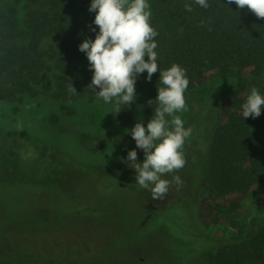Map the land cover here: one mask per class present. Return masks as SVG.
Listing matches in <instances>:
<instances>
[{"label":"rangeland","instance_id":"1","mask_svg":"<svg viewBox=\"0 0 264 264\" xmlns=\"http://www.w3.org/2000/svg\"><path fill=\"white\" fill-rule=\"evenodd\" d=\"M263 83L264 75L247 76L244 93ZM235 85V77L218 76L186 88L187 110L178 113L191 128L182 149L185 164L164 174L169 190L157 200L135 184V170L120 159L136 145L129 128L111 125L112 103L93 94L60 102L46 91L13 103L0 100V264H208L217 246L263 224L264 183L233 198L238 208L230 211L205 185L213 129ZM136 151L142 161L143 150ZM173 175L181 177L179 187ZM54 186L77 202L54 200ZM87 193L95 205L109 193V210L96 222L75 214ZM126 221L128 237L147 229L146 246L118 245L112 235L121 234Z\"/></svg>","mask_w":264,"mask_h":264},{"label":"trees","instance_id":"2","mask_svg":"<svg viewBox=\"0 0 264 264\" xmlns=\"http://www.w3.org/2000/svg\"><path fill=\"white\" fill-rule=\"evenodd\" d=\"M89 3L90 0H0V100L13 103L45 91L60 102L94 95L88 88L92 72L85 54L78 50L85 37L94 38L90 28L97 27L91 24L95 13L88 11ZM149 3V22L158 33L154 39L159 68L172 63L182 66L189 80L187 88L199 87L218 76L236 78L226 113L217 119L213 129L205 185L215 198L227 201L226 211L237 209L233 198L247 193L258 181L264 183V107L259 116L244 119L240 108L246 97L247 76L264 75V17H257L246 6L237 9L229 0H209L206 9L193 4L191 12L185 10L184 4L192 0ZM159 68L151 80L144 78L146 73L139 75L135 100L128 106L120 105V111L110 117L114 128L131 129L136 122L146 123L151 118L157 107V87L161 86ZM258 90L264 94V83ZM113 179L101 178L105 182ZM93 184L94 180L88 182V192ZM52 189L54 200L77 202L64 199L66 194L59 187ZM88 196L87 193L81 208L74 206L75 214L96 222L109 210V193L103 194L96 205L88 202ZM87 213L97 217H88ZM127 222L121 234L112 235L118 245L146 246L147 229L128 237ZM53 236L55 239L59 235ZM208 264H264V223L217 246Z\"/></svg>","mask_w":264,"mask_h":264},{"label":"clouds","instance_id":"3","mask_svg":"<svg viewBox=\"0 0 264 264\" xmlns=\"http://www.w3.org/2000/svg\"><path fill=\"white\" fill-rule=\"evenodd\" d=\"M229 3H234L237 9L246 6L257 17H264V0H229ZM193 4L206 9L209 0H192L184 4L185 10L191 12ZM88 11L95 13L91 24L97 27L90 28L94 38L85 37L78 44L92 72L88 88L105 104L112 103L118 112L120 105L128 106L135 100V81L139 75L146 73L144 78L151 80L159 68L154 39L158 33L149 22L150 3L149 0H90ZM158 79L161 86H156L154 113L146 123L136 122L130 129L136 148L143 150V160L137 161L136 148L128 149L126 157L120 158L135 170V184L149 191L153 200L162 199L169 190L170 181L164 174L184 166L182 149L191 134V128L184 126L185 121L178 114L187 110L186 70L172 63L159 68ZM262 107L264 94L256 86L250 87L240 105L243 119L259 116ZM171 181L177 187L182 184L179 175H173Z\"/></svg>","mask_w":264,"mask_h":264}]
</instances>
